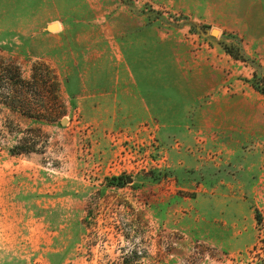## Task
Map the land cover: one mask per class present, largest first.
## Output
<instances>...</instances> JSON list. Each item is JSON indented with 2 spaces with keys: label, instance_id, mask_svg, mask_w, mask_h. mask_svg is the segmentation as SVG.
<instances>
[{
  "label": "rangeland",
  "instance_id": "374dc122",
  "mask_svg": "<svg viewBox=\"0 0 264 264\" xmlns=\"http://www.w3.org/2000/svg\"><path fill=\"white\" fill-rule=\"evenodd\" d=\"M0 66V264H264V0H0Z\"/></svg>",
  "mask_w": 264,
  "mask_h": 264
},
{
  "label": "trees",
  "instance_id": "16d2710c",
  "mask_svg": "<svg viewBox=\"0 0 264 264\" xmlns=\"http://www.w3.org/2000/svg\"><path fill=\"white\" fill-rule=\"evenodd\" d=\"M224 50L233 58L237 59V60H244L246 55L243 52L242 48L240 46H234V45H224ZM0 71H5V72H9V68L8 67H4L1 68L0 66ZM3 69V70H2ZM43 70H47L48 73L50 74V77L53 79V83L55 86L58 87V80H57V74L53 71H51L44 63H37L34 65L33 67V73L31 76L30 80H25L22 78V76L20 75L19 71L17 72L16 69V73L14 74H10V76H5L4 79H7L6 81L9 84V88H15L17 89L18 86H21V91H24V88L27 85H31L34 82L36 83L37 81H42V79H44L43 76ZM251 85L258 91L260 92L263 96H264V77H262L261 75H259L258 73H254L252 79L250 80ZM17 91V90H16ZM20 92V91H19ZM72 94V93H71ZM11 107H16L14 106V104ZM24 114L29 115L31 117H33V115H39V117H41V115H47L48 117H51L49 114H43L40 110H33V108H19ZM38 117V116H37ZM33 149V146H32ZM13 151H16L15 153H24V152H29L31 151V149L29 148H22L20 145L15 146V148L13 149ZM115 179V178H114ZM116 179L121 180L122 178L116 177Z\"/></svg>",
  "mask_w": 264,
  "mask_h": 264
},
{
  "label": "water",
  "instance_id": "95a60500",
  "mask_svg": "<svg viewBox=\"0 0 264 264\" xmlns=\"http://www.w3.org/2000/svg\"><path fill=\"white\" fill-rule=\"evenodd\" d=\"M56 24H57V22H53V23H51V24H49L48 25V27H47V29L49 30V31H53V30H55V29H57L56 28ZM198 29H199V31H200V33L202 34V35H204V36H209V35H217V33H218V29H216V28H213L212 30H204L202 27H198ZM66 121H67V119L65 118L63 121H62V124H65L66 123ZM128 182H131L132 181V178H128V180H127Z\"/></svg>",
  "mask_w": 264,
  "mask_h": 264
},
{
  "label": "bare ground",
  "instance_id": "6f19581e",
  "mask_svg": "<svg viewBox=\"0 0 264 264\" xmlns=\"http://www.w3.org/2000/svg\"><path fill=\"white\" fill-rule=\"evenodd\" d=\"M56 28H59V25L58 24H56Z\"/></svg>",
  "mask_w": 264,
  "mask_h": 264
}]
</instances>
